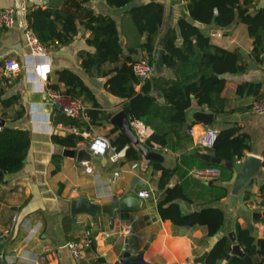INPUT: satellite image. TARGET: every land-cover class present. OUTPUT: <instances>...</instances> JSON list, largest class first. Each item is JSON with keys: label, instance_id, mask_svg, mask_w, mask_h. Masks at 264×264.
I'll return each mask as SVG.
<instances>
[{"label": "crops", "instance_id": "crops-1", "mask_svg": "<svg viewBox=\"0 0 264 264\" xmlns=\"http://www.w3.org/2000/svg\"><path fill=\"white\" fill-rule=\"evenodd\" d=\"M150 1L136 0V2L144 3ZM158 1L165 5V21L161 33L169 26H175L183 13L189 14L187 0ZM63 3L64 0H0V9L8 7L17 9L15 26L0 31V69L3 68L5 59H17L22 63L25 56L30 53L24 33L28 22V9L49 6L60 8ZM255 5L264 7V0H256ZM90 6L97 13L116 14V9H110L105 0H92ZM116 15L117 19L121 20V15ZM79 30V35L67 45L47 46L50 50L51 62L47 69L48 74L42 78L48 79L51 85H58L59 91L64 92L66 87L58 81L57 71L64 68L75 70L90 85L101 106L100 109L112 113L114 116L123 110V100L106 90L105 78L85 75L81 66L82 59L79 56V51L86 48L95 53V49L85 42L90 31L85 30L82 26L79 27ZM124 32H129L128 26H124ZM210 33L215 44L229 50L239 49L247 57L248 68L243 73L225 76L227 83L218 106L232 112L230 114H216L214 112L215 120L211 125H197L213 128L217 132L222 127L232 124L238 125L250 139L251 149L246 151V155H254L263 160L264 114H256L251 111V105L257 100V97H241L236 92L239 83L256 81L262 82L261 93L264 94L263 66L255 63L250 57L253 39L249 36L247 27L243 23H234L227 28L213 29ZM144 39L145 36L142 41ZM181 42L182 39H179V43ZM124 52L125 55L128 54L127 48L124 49ZM142 56H147V53L140 49L139 54L135 55V59L139 60ZM122 64L123 60H120L117 63L107 65V67L113 68ZM155 71L154 77L160 74L175 78L166 67L159 70L157 60ZM137 88L139 89V87ZM44 89L43 86L42 88L37 86L36 89H33V86L28 85L23 72L12 77L0 76V117L5 120L3 126L29 129L32 136L31 148L22 170L13 174L4 172L0 182V255H4V264H118V260L125 252L123 249L124 241L128 242L132 253H138L152 233H156V238L145 252L147 261L154 264H201L193 263L192 258L198 257L210 249L212 236H208V228L205 225L176 226L170 220L163 221L159 217L157 199L163 191L158 187V178L161 172L150 176L149 170L146 171L149 160L143 156L142 160L137 161L138 167L133 169L131 163L135 161L126 160L124 157L117 163L107 161L106 163L95 164L98 176L87 174L75 158L64 155L63 151L66 148L53 144L51 135L54 132H52L50 120L48 121L45 117L41 119L42 115L36 118L40 124L31 122L30 105L32 103H45L43 113L50 110V106L46 104L48 100ZM14 96H18L15 104L3 106V101L9 104L11 97ZM193 102L191 109H202L195 100ZM86 103L88 108L92 107L91 103ZM20 108H24V116L18 120H13L14 112ZM203 108L208 109L207 107ZM113 126L116 125L112 123L111 119V123L104 122L103 125L92 127L96 134L107 136L113 142L122 132L118 126V129L113 131ZM84 141L83 144L86 143ZM170 141L174 143L175 136H171ZM81 145L82 142L77 148L82 147ZM193 148L202 152H209V148L195 145L193 142L187 143L186 147H181L175 152L163 147L152 150L163 155L165 165L175 167L181 163V155L187 151L191 152ZM125 152L126 148H124V156ZM247 156L240 161H245ZM184 169L185 166H183ZM191 169H188L187 174H183L181 170L177 171L169 185L182 183L187 196L192 201L190 203L193 209L208 204L221 207L226 211L227 224L225 228L229 231L233 230L237 221L247 226L253 222L252 214L257 211V206L260 205L261 200L259 186L264 181V167L262 165L259 171L251 177L256 180V184L251 190V198L245 200V193L243 192L245 185L241 187L238 191L237 205L233 211L229 210V206L237 184L238 173L235 171L233 181L226 184L229 190L228 196L218 202H213L215 192L205 188V184L208 182L212 184L214 180L205 182L190 174ZM116 170L120 171V176L114 183L109 184L108 180L112 178ZM218 182L219 178L215 179V183ZM149 187L155 188V195L148 199H141L145 202V207L129 211H115L113 226L110 223V217L104 213L97 216L88 214L72 216L71 214V201L82 194H85L88 199L95 203L105 204L117 201L130 192L137 196L139 190ZM14 216L17 217V220L13 219ZM257 223L258 221H254L253 232L258 237H264V228L258 229ZM35 231H37V235L29 240V236ZM121 231L130 232L123 237L119 234ZM90 237L94 238L96 249L91 250L92 247L88 249L85 259L78 262L66 247V243Z\"/></svg>", "mask_w": 264, "mask_h": 264}, {"label": "trees", "instance_id": "trees-1", "mask_svg": "<svg viewBox=\"0 0 264 264\" xmlns=\"http://www.w3.org/2000/svg\"><path fill=\"white\" fill-rule=\"evenodd\" d=\"M91 1L64 0L60 8L49 6L28 9V24L39 40L48 47L69 44L79 35L80 26L90 31L85 42L94 47L95 53L86 48L79 51L85 75L105 78L106 90L123 100L122 109L128 117L141 119L154 129L150 139L145 142L151 149V141L173 152L193 142L189 133L192 126L187 124L186 115L194 100L199 107H207L216 114L232 112L218 106L227 83L225 76L245 72L248 68L247 57L239 49L229 50L215 44L211 30L227 28L234 23L245 24L253 39L250 57L255 63L262 65L264 70V7H257L256 0H187L189 14L183 13L177 24L169 26L163 33L161 29L165 21V5L161 1L137 2L135 7L119 14L121 20L117 19L116 14L97 13L90 6ZM105 1L110 9H117L136 0ZM189 15L205 27L190 24L187 21ZM124 26H128V33H123ZM179 39H182L181 43ZM140 49L146 51L150 62L155 64L157 51L163 49V67L169 69L175 78L159 74L142 82L134 74L132 67L136 61L135 55L139 54ZM120 60H123L121 66L107 67ZM57 79L65 85L64 93L82 98L84 102L91 103L92 107L87 110V119L69 117L62 111L55 110L52 117L54 124L64 123L77 126L81 131H90L92 126L111 123L113 114L100 109L94 92L80 73L72 69H60L57 71ZM50 86L59 91L58 85ZM262 86V82L244 81L238 84L236 92L241 97L255 96L260 99L263 96ZM161 98L164 99L163 102L160 101ZM17 100L18 96H14L9 104L6 101L2 103L3 106H11ZM24 114V108L17 109L13 120L22 118ZM117 129V126H113L112 130ZM171 136H175L174 143L170 141ZM51 140L53 144L64 148H77L85 139L82 135L61 134L56 130L51 135ZM113 143L118 151L126 148V160L143 159V154L124 133H119ZM31 144L29 129L3 126L0 130V170L9 174L22 170ZM250 149L247 133L242 132L238 125L232 124L220 129L209 148L213 156L222 159L221 164L208 163L190 151L181 155V163L175 167L165 165L163 161L148 162L146 171L149 170L150 176L161 172L158 187L163 191L157 199V210L163 221L170 220L173 225L185 227L205 225L208 236L223 232V236L210 250L206 264H222L231 251L232 241L228 236L230 231L225 228L226 211L217 205L208 204L184 214L178 200L192 201L182 183L173 186L169 184L179 170L187 174L188 169L195 166L219 167L222 171L219 182L215 183L214 180L212 184H205V188L215 192L213 202H218L228 196L226 184L235 177V169L225 166L223 161H240L247 156L246 151ZM262 157L264 167V151ZM255 184L254 178L245 184V200L251 198V190ZM259 196L260 205L264 206V181L259 186ZM233 230L245 255L251 256L254 264H264V237H258L247 225L238 221ZM90 239L93 242L91 250H95L96 242L93 237ZM0 264L4 262L0 261ZM226 264L246 263L243 258L231 256Z\"/></svg>", "mask_w": 264, "mask_h": 264}, {"label": "built area", "instance_id": "built-area-1", "mask_svg": "<svg viewBox=\"0 0 264 264\" xmlns=\"http://www.w3.org/2000/svg\"><path fill=\"white\" fill-rule=\"evenodd\" d=\"M17 21V9L15 7H8L4 9H0V31L5 29H11L15 26ZM25 40L27 46L30 48V53L25 56L22 63H20L17 59L7 58L4 61L3 68L0 69V76L3 77H12L19 72H23L25 78L28 82V85L33 89H36L37 86H42L45 88V96L48 100L46 104L50 106L49 113H43L44 104L45 103H32L30 105V113H31V122L40 124L37 121V116H42L41 119L50 117V122L52 124V132L56 130L63 134H78L84 137L86 142L81 146H85L89 152L93 155L106 157L107 161L112 163L119 162L122 158H124V149L121 151L117 150V146L104 135H98L95 133L93 127H91L90 131H81L77 126L66 125L64 123L54 124L52 121L54 107L58 106L59 110L62 111L69 117L74 118H83L87 119V110L88 105L83 101L82 98H75L69 94H66L61 91L54 90L51 88V83L49 80H44L46 75L48 74V67L51 62V55L49 48L44 45L33 29L29 26L28 22L25 26ZM134 74L142 81L150 79L152 74L155 72L156 64L151 63L149 59H139L136 60L133 64ZM43 76L44 79L42 78ZM42 85V86H41ZM251 111L256 114H264V94L260 99L255 100L251 105ZM129 122L134 130L136 136L140 141L145 143L150 139L152 134L154 133V129L147 125L143 120L138 118H130ZM3 126L0 124V130ZM190 135L192 136L193 144L200 145L204 148H211L216 136L217 131L213 128H209L202 125H194L189 130ZM88 141V142H87ZM152 149L158 150L161 149V145H159L155 141H151ZM81 167L84 168V172L87 174H93L98 176L99 174L96 172L95 164L90 163L88 161H83ZM131 167L136 169L138 167V162L135 161L131 163ZM190 174L200 178L201 180L208 182L221 177L222 171L219 167L207 166V167H198L190 170ZM120 176V171L116 170L113 173L111 179L108 180V183H114L116 179ZM155 195V188L149 187L148 189H141L137 192V196L141 199H148ZM257 210L264 211V206H257ZM14 220H17V217H13ZM258 229L264 228V221L260 220L257 223ZM130 231H121L120 236L125 237ZM37 235V231L33 232L31 236H29V240L33 238V236ZM93 245V242L90 238H86L83 240H72L66 243V247L70 250L73 257L81 262L86 257V252ZM123 249L125 251H130L128 242H123ZM48 251V249H46ZM131 252V251H130Z\"/></svg>", "mask_w": 264, "mask_h": 264}, {"label": "water", "instance_id": "water-1", "mask_svg": "<svg viewBox=\"0 0 264 264\" xmlns=\"http://www.w3.org/2000/svg\"><path fill=\"white\" fill-rule=\"evenodd\" d=\"M136 5L137 2L132 1L126 6L116 9L115 13L122 14L132 9ZM187 21L190 24L197 27L204 26L201 22L194 19L191 15L187 17ZM163 55H164V50L159 49L156 54V60L159 70H162L163 67ZM161 101H163V99H161ZM55 109H59V107L55 106ZM214 120H215V113L209 109H204V108L191 109L187 112L186 121L188 125L193 126L194 124H203L208 126L211 125L214 122ZM4 123L5 120L2 117H0V124L3 126ZM112 123L121 129V131L125 134L126 138L136 146V148L143 154L145 159L149 161L164 160V157L161 153L152 150L145 143H143L138 139V137L136 136L134 130L130 125L129 117L125 113V111L122 110L116 113L112 117ZM63 153L68 157L75 158L78 164H81L83 161H88L94 164H101L107 162L106 157L93 155L91 152L87 150L85 146L74 149L66 148L64 149ZM191 153L195 154L197 157L201 158L202 160L208 163L209 162L214 164L222 163V159L220 157L213 156L209 152H202L193 148L191 149ZM262 162L263 160L261 158L256 157L254 155H248L245 161H237V162L223 161V164L225 166L233 167L235 171L238 173L237 184L231 196V203L229 206L230 211H233L236 208L239 189L243 187L248 182V180L259 171ZM3 176H4V171L0 170V182ZM178 203L184 214H189L194 211L193 206L190 202L184 199H179ZM144 207H145V202L141 200V198H139L138 196H135L133 192L128 193L125 197L117 201L111 203H105V204L95 203L92 200L88 199L85 194H82L71 201V214L72 216H76L79 214H88L91 216H97L101 213H104L110 217V223L113 226L115 211H119V210L129 211ZM252 215H253L252 218L253 222L250 223L248 227L253 232L254 221L264 220V211L257 210L254 211ZM222 236H223V232H219L214 236H212V244L210 249L206 250L202 255L192 258L193 263L206 264V258L208 257L210 250L213 248L215 243ZM228 236L232 241V248L230 253L226 256V258L222 262V264H226L231 256H237L243 258L246 264H254V259L249 255H245V252L243 251L242 246L238 241L235 231L234 230L230 231L228 233ZM155 238H156V233H152L149 236L143 248L138 253L125 251L123 253V256L118 260V264H154L145 259V252L148 250L150 243L154 241ZM0 260L4 261L3 254L0 255Z\"/></svg>", "mask_w": 264, "mask_h": 264}, {"label": "rangeland", "instance_id": "rangeland-1", "mask_svg": "<svg viewBox=\"0 0 264 264\" xmlns=\"http://www.w3.org/2000/svg\"><path fill=\"white\" fill-rule=\"evenodd\" d=\"M142 58H145V59H150V57L149 56H142V57H140L139 59H142ZM156 70V69H155ZM156 72V71H155ZM155 72H154V74H155ZM154 74L151 76V78H153L154 77Z\"/></svg>", "mask_w": 264, "mask_h": 264}, {"label": "clouds", "instance_id": "clouds-1", "mask_svg": "<svg viewBox=\"0 0 264 264\" xmlns=\"http://www.w3.org/2000/svg\"><path fill=\"white\" fill-rule=\"evenodd\" d=\"M49 111H50V110H49ZM47 113H49V112H47ZM45 119H47V120L49 121V120H50V117H48V115H47Z\"/></svg>", "mask_w": 264, "mask_h": 264}]
</instances>
